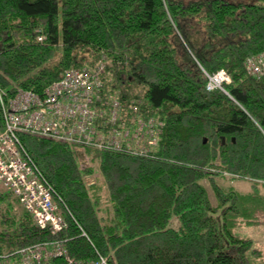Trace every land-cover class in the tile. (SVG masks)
<instances>
[{
	"label": "trees",
	"instance_id": "16d2710c",
	"mask_svg": "<svg viewBox=\"0 0 264 264\" xmlns=\"http://www.w3.org/2000/svg\"><path fill=\"white\" fill-rule=\"evenodd\" d=\"M252 60L259 73L247 68ZM100 66L98 94L120 105L119 119L102 120L103 130L151 122L155 143L145 139L141 154L84 148L95 172L80 165L74 146L20 134L65 226L40 228L0 184V255L18 264L20 250L59 243L79 264L100 257L105 264H259L253 240L233 229L256 223L264 206V6L0 0L5 98L41 94L67 70ZM219 70L230 82L207 91L204 73ZM239 180L250 188L229 185Z\"/></svg>",
	"mask_w": 264,
	"mask_h": 264
},
{
	"label": "built area",
	"instance_id": "2783aa9c",
	"mask_svg": "<svg viewBox=\"0 0 264 264\" xmlns=\"http://www.w3.org/2000/svg\"><path fill=\"white\" fill-rule=\"evenodd\" d=\"M258 61H249L247 68L259 73ZM221 71L223 70L214 74L204 73L207 91L209 88L222 90L223 84L230 82L224 71V79L217 76ZM101 73L102 66L93 70L70 69L48 85L41 94L31 90H18L13 96L5 98L0 92L3 120L0 132V184L19 199L37 226L47 228L51 233L62 230L65 222L52 201L51 189L44 183L22 146L20 134L55 140L72 145L77 150L88 147L99 150L125 147L136 154L144 152L145 139L148 145H153L156 141V131L151 122L137 120L132 132L117 129L118 127L103 130L102 120L113 125L119 119L120 105L117 100L107 101L98 94ZM131 139H136L137 142L142 139L143 144L130 146ZM57 257H63L66 264H79L68 256L67 250L59 243L41 244L20 250L18 264H49L51 258ZM0 264L10 262L6 260V256L0 255ZM84 264H105V260L100 257L97 261Z\"/></svg>",
	"mask_w": 264,
	"mask_h": 264
},
{
	"label": "rangeland",
	"instance_id": "374dc122",
	"mask_svg": "<svg viewBox=\"0 0 264 264\" xmlns=\"http://www.w3.org/2000/svg\"><path fill=\"white\" fill-rule=\"evenodd\" d=\"M176 1H182L183 3H189L193 1H198V0H176ZM228 2H234V3H244V4H257L264 6V0H224ZM188 30V29H187ZM188 34H191L190 30L187 32ZM143 144V140L140 139H131V144L130 146H135L136 144ZM133 148V147H132ZM143 149V148H142ZM79 155L80 159V165L83 167L86 166H93L92 168L97 171L96 169V163L89 160L88 156L85 155V151L83 150H76ZM94 176H90L87 178V181L90 183L91 181L93 182ZM229 183V182H227ZM229 185H233L236 189H238L240 192L246 191L250 188L249 182L246 181H232L229 183ZM205 186L207 188V192L209 195V199L212 203V205L216 204L215 198L213 196L211 187L208 185V183L205 182ZM261 204L259 205V209H257L255 213L256 217V223L253 224H240L236 227H234L233 231L236 235L242 236V237H248L251 238L254 242V246L258 248L261 251V258L258 261L259 264H264V206H263V201L260 202Z\"/></svg>",
	"mask_w": 264,
	"mask_h": 264
},
{
	"label": "clouds",
	"instance_id": "9594fccd",
	"mask_svg": "<svg viewBox=\"0 0 264 264\" xmlns=\"http://www.w3.org/2000/svg\"><path fill=\"white\" fill-rule=\"evenodd\" d=\"M202 71H205V72H206V70H204V69H202ZM217 76H219L220 79H224V78H225V73H224L223 71H221L220 73L217 74ZM213 90H214L213 88H209V91H213ZM253 121H254V123L257 124V127H259L258 122L255 121L254 118H253ZM260 131H261L262 133H264V128H260Z\"/></svg>",
	"mask_w": 264,
	"mask_h": 264
},
{
	"label": "water",
	"instance_id": "95a60500",
	"mask_svg": "<svg viewBox=\"0 0 264 264\" xmlns=\"http://www.w3.org/2000/svg\"><path fill=\"white\" fill-rule=\"evenodd\" d=\"M222 142H224L223 138H222Z\"/></svg>",
	"mask_w": 264,
	"mask_h": 264
}]
</instances>
